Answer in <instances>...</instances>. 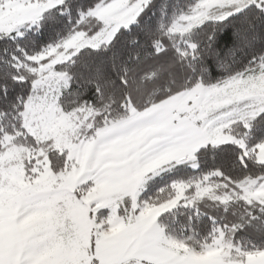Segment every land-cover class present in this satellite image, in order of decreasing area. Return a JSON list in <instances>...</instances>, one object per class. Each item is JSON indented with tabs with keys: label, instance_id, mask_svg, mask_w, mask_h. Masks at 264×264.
Instances as JSON below:
<instances>
[{
	"label": "trees",
	"instance_id": "obj_1",
	"mask_svg": "<svg viewBox=\"0 0 264 264\" xmlns=\"http://www.w3.org/2000/svg\"><path fill=\"white\" fill-rule=\"evenodd\" d=\"M106 1L109 0H68L72 6L69 18L60 16L57 5L43 14L46 19L41 28L38 22L20 34L0 35V112L8 113L0 123V143L4 135L16 136L24 131L22 113L37 79L26 66H35L30 58L76 32L95 35L103 27L101 20L94 16L79 17L77 10L87 14ZM199 1L150 0L137 15L138 21L128 29L121 27L109 43L99 48H83L70 61L60 64L58 69L68 75L70 82L60 98L62 108L95 110L93 136L113 122L144 112L195 86L223 83L261 66L260 60L251 61L254 56L264 54V38L230 53L233 32L244 26L245 19L246 27L251 25L254 32L264 36V15L258 9L236 13L225 21L207 20L184 35L171 33L175 21L189 14ZM214 32L215 39L211 41ZM134 40L137 42L133 43ZM246 129L242 122H236L232 128L235 135L245 138L246 149L264 143L258 140L253 144L245 136ZM17 143L32 148L45 146L55 173L62 172L67 164V154L51 146V141L38 143L33 136H19ZM195 159V168L189 162L175 161L150 179L139 203L160 206L175 197L176 183L212 175L213 183L217 184L213 195L196 199L191 205L182 201L159 216L164 234L195 253L205 251L222 236L239 261L263 254L264 232L240 226L247 223L250 213L259 216L264 203L243 198L239 184L264 177V162L234 143L205 145L195 152ZM227 194L230 198L223 201ZM127 203L130 208L131 201Z\"/></svg>",
	"mask_w": 264,
	"mask_h": 264
},
{
	"label": "rangeland",
	"instance_id": "obj_2",
	"mask_svg": "<svg viewBox=\"0 0 264 264\" xmlns=\"http://www.w3.org/2000/svg\"><path fill=\"white\" fill-rule=\"evenodd\" d=\"M63 1H2L0 35L20 34L23 29L32 28L48 9ZM149 1L103 2L83 16H94L101 20L103 27L99 32L95 35L76 32L61 43L30 58L35 66H26L37 79L22 113L24 131L16 136L4 135L0 143V235L7 230L4 200L14 192V186L54 187L61 198L70 194L73 207L77 211L82 209L85 218L90 219L101 212L108 217V240L123 239L122 248L111 254L109 259L120 260L123 264H143L142 259L147 256L155 259V264H166V260H169L166 252L178 256L195 252L168 238L160 226L159 216L182 201L191 205L196 199L213 195L217 184L213 183L212 175L197 181L178 182L176 195L172 200L160 206L148 207L139 203L147 182L160 175L175 161H186L192 167H197L195 152L208 144H238L246 153H254L259 161L264 162V143L248 150L245 138L232 132L236 122H242L248 127L250 120L264 111V64L223 83L195 86L144 112L133 113L122 121L113 122L97 130L93 136L91 130L94 125L93 118L97 114L95 110L84 107L66 111L62 108L60 98L70 82L68 75L60 71L58 66L70 61L83 48H96L94 46L97 44L100 47L109 43L121 27H127L135 21ZM251 3L260 5L264 4V0H200L189 14L180 16L175 21L171 33L187 34L207 20L220 19L223 15ZM142 129L146 131V136L153 134L149 143L157 148L154 156L147 150L150 156L147 180H135V183L125 188L114 192L107 191L102 168L98 169L97 165L86 168L81 164V158L94 161L97 145L104 146L106 143L108 145L103 147L102 152L109 153L104 157L114 155L119 166L126 160L120 147L125 144L137 147L141 140H148H145L146 137H133L132 141L125 143L123 138ZM19 136H33L38 143L51 141V146L67 154L64 170L55 173L48 158V149L41 145L33 148L20 145L17 143ZM87 147H91L92 151L89 152ZM172 148L174 149L169 151ZM83 153L90 154L83 157ZM135 173V178H139L137 176L140 171L136 170ZM78 174L84 179L74 180ZM252 180L256 183L252 184ZM239 188L240 195L246 200L264 203V177L247 179L239 184ZM229 198V194L222 197L223 201ZM130 201L132 206L128 208L127 202ZM121 210L126 211V214L121 213ZM94 231L91 226H86L85 239ZM225 246L221 236L206 250H216L215 253L219 254Z\"/></svg>",
	"mask_w": 264,
	"mask_h": 264
},
{
	"label": "snow or ice",
	"instance_id": "obj_3",
	"mask_svg": "<svg viewBox=\"0 0 264 264\" xmlns=\"http://www.w3.org/2000/svg\"><path fill=\"white\" fill-rule=\"evenodd\" d=\"M256 9L264 15V4H251L223 15L219 21H225L236 13L244 14L245 10ZM56 11L61 17L67 15L69 18L72 6L68 0H64V3L57 6ZM77 11L79 17L85 15L82 9ZM45 19L46 16L40 18L39 28ZM137 21L138 18L134 23ZM246 24L245 19L244 26L234 30L231 54L264 38L260 33L254 32L251 25L246 27ZM24 37L26 35L22 38ZM214 39L215 32L211 41ZM136 42L137 40L133 41ZM94 47L99 48V45ZM256 60L264 64V54L254 56L251 63ZM97 71L99 73L100 70ZM7 115L6 111L0 112V123ZM261 125H264V112L254 116L246 129L245 136L253 144L264 140V128ZM242 164L248 167L246 162L242 161ZM251 183L255 184L256 181L252 180ZM4 208L7 230L0 235V264H123L120 260L109 259L111 254L122 248L123 239L108 240V217L101 212L90 219L85 218L82 209L77 211L73 207L70 194L61 198L54 187L14 186V192L4 200ZM260 213L259 216L250 213L247 223L241 225L240 229L248 225L264 232V205L261 206ZM86 226L95 229L87 239L84 237ZM221 264L226 262L221 261Z\"/></svg>",
	"mask_w": 264,
	"mask_h": 264
},
{
	"label": "crops",
	"instance_id": "obj_4",
	"mask_svg": "<svg viewBox=\"0 0 264 264\" xmlns=\"http://www.w3.org/2000/svg\"><path fill=\"white\" fill-rule=\"evenodd\" d=\"M160 123V122H159ZM146 131L140 130L139 132H134V134H128L127 136H125V143L132 141V138H144L146 137L145 140L147 141H142L141 140V144H138L137 147L133 146V145H124V147H120V150H122V152L125 154L124 155V159H126L125 161L121 162L120 165L118 166V164L116 163L115 160V156L111 154L109 155V158H105L104 156H106L109 151L107 152H102L103 147L107 146L108 144L105 143L104 146H98L97 145V149L95 151V160H89V159H83L81 158L83 161H81V164L84 165L86 168L88 166H93V165H97L98 169L102 168V174H103V180L105 181V189L107 191H116L118 189L121 188H125L130 184H133L135 182H139V181H144L145 179L147 180L148 176H149V171H148V166H149V160H150V156L148 155L147 152L150 151V154L152 156H154V153L157 151V148H153L152 145L149 143L150 141H152L153 134H150L148 136L145 135ZM98 136V135H97ZM129 137V138H128ZM117 139V138H116ZM139 140V139H138ZM101 142V140H100ZM109 141H107L108 143ZM96 146V145H95ZM176 146V145H174ZM116 147V146H114ZM175 148V147H174ZM174 148L170 149L169 151H172ZM86 149L89 150V152L92 151L91 147H87ZM149 150V151H147ZM86 154H90V153H83L81 155L86 156ZM93 154V155H94ZM88 156V155H87ZM99 156V158H97ZM154 158V157H153ZM181 158V157H180ZM100 159V160H99ZM177 160V159H174ZM95 162V163H93ZM84 163V164H83ZM105 168L107 171H105ZM139 170L140 171V175L137 176L139 178H135L136 177V173L135 171ZM93 172V171H92ZM97 176V175H96ZM77 178H75L74 180H83L82 178H80L79 174L76 176ZM87 179H89L87 177ZM137 180V181H135ZM135 181V182H134ZM216 250H205L203 252H198V253H194V254H188V255H169L168 253L170 252H166V256H168L169 260H166V264H221V261H225L226 264H264V253L263 255H256V256H251L249 258H247L244 261H239L237 260L234 255L232 254V250L231 247L229 246H225L221 253L217 254L215 253ZM262 257V258H259ZM155 259H152L150 257V259L146 256L145 258L143 257L142 259V263L143 264H155L153 261Z\"/></svg>",
	"mask_w": 264,
	"mask_h": 264
}]
</instances>
